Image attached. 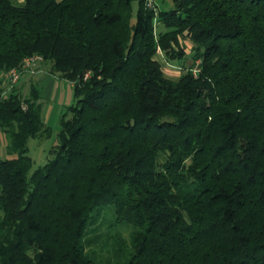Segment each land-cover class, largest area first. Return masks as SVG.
I'll list each match as a JSON object with an SVG mask.
<instances>
[{
  "label": "trees",
  "instance_id": "1",
  "mask_svg": "<svg viewBox=\"0 0 264 264\" xmlns=\"http://www.w3.org/2000/svg\"><path fill=\"white\" fill-rule=\"evenodd\" d=\"M174 2L0 0V264H109L103 224L119 264H264V0ZM183 37L195 66L168 76ZM34 54L77 102L31 173L40 90L5 74Z\"/></svg>",
  "mask_w": 264,
  "mask_h": 264
},
{
  "label": "rangeland",
  "instance_id": "2",
  "mask_svg": "<svg viewBox=\"0 0 264 264\" xmlns=\"http://www.w3.org/2000/svg\"><path fill=\"white\" fill-rule=\"evenodd\" d=\"M18 1V0H17ZM23 1V0H20ZM175 0H149L150 4H147L149 7L153 5H157L160 8H169L174 5ZM154 33L164 28L161 22L158 19H155L154 22ZM194 43L188 38H181L180 43L176 46L175 51H171L169 54L170 58L165 56V53L158 48L157 57L160 59L163 69L166 75L171 77H177L184 70V67L192 66L195 62L194 60ZM177 54L174 56L176 58L172 59V54ZM180 56V57H179ZM46 67V66H45ZM44 74V73H42ZM40 74H35L33 77V81L30 79L25 80V82L19 85L20 91L23 95L27 94L31 90V84L33 83L40 90V100L42 102L43 107V120L46 127L49 128V133L45 135V133H40L38 137L29 138V155L33 159V166L31 173H33L37 168L46 165L51 159L55 156L54 149L57 147L59 143L60 133L63 129V117L64 113L68 111L69 107L74 105L77 102V97L72 86V83L67 78L62 77H54V84L51 83L52 78L50 76H42L43 78L38 79ZM31 75L25 74L24 77ZM27 81V82H26ZM24 89V90H23ZM26 96V95H25ZM0 154L2 157H7L6 151V139L4 135L0 141ZM107 212L106 209L102 210V213L105 214ZM101 214V215H103ZM102 216H100V220ZM107 220H112L109 216ZM109 221L107 222V224ZM89 229H92L90 227ZM133 227L131 226H123L119 230L122 231L123 237L127 240L131 239ZM90 231V230H89ZM108 231V232H107ZM113 231V230H112ZM99 234V240L89 245L87 249L97 254V260L101 262H106L109 264H119L120 262H126L128 260V255H124L119 259L116 256V248L112 244V240L110 236L114 234V231L111 232L107 225H100L97 231H90L87 234V237L92 234ZM114 241L116 239L112 238Z\"/></svg>",
  "mask_w": 264,
  "mask_h": 264
},
{
  "label": "built area",
  "instance_id": "3",
  "mask_svg": "<svg viewBox=\"0 0 264 264\" xmlns=\"http://www.w3.org/2000/svg\"><path fill=\"white\" fill-rule=\"evenodd\" d=\"M150 4V3H149ZM44 57L40 54H34L25 57L19 66L11 68L6 74L5 79L10 84V88L18 83L25 74L35 75L43 71L42 63ZM196 69L194 68V72Z\"/></svg>",
  "mask_w": 264,
  "mask_h": 264
},
{
  "label": "crops",
  "instance_id": "4",
  "mask_svg": "<svg viewBox=\"0 0 264 264\" xmlns=\"http://www.w3.org/2000/svg\"><path fill=\"white\" fill-rule=\"evenodd\" d=\"M42 69L44 70V71H42V72H40L41 74L42 73H44V74H42V75H39V77H38V79H42L43 77L42 76H50V78H52V80H51V83L52 84H54V77H57L56 75H54V74H52V73H50L49 71H45L46 69H45V64L43 63L42 64ZM40 73H38V74H40ZM34 75H28V76H26V77H23V79H22V82L24 83L25 82V80H28V79H30L31 81H33V77ZM36 76V75H35ZM27 82V81H26Z\"/></svg>",
  "mask_w": 264,
  "mask_h": 264
}]
</instances>
